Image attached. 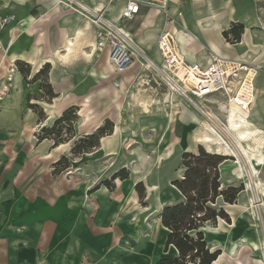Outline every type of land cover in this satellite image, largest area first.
<instances>
[{"label":"crops","instance_id":"obj_1","mask_svg":"<svg viewBox=\"0 0 264 264\" xmlns=\"http://www.w3.org/2000/svg\"><path fill=\"white\" fill-rule=\"evenodd\" d=\"M55 1L0 0V15H9L12 19L0 32V64L4 68L8 56L13 62L25 61L35 66L47 63L48 60H57L63 72L58 79L51 81L56 94L51 104L53 113L61 115L72 105L80 107V127L84 134L94 133L106 119L111 120L115 127L111 134L101 138L100 145L95 150L83 153L85 159H93L91 164L94 167L101 168L100 186L92 187L90 182H86L75 183L72 188L63 189L58 181L47 190L50 191L48 194H30L27 197L23 193V187L14 188L13 185L8 199L0 197V264H157L164 258L177 257L178 250L173 245L166 249L170 231L161 219V213L166 206L184 200L182 193L174 185L175 180L166 185L148 184L144 199L140 198L136 189L140 182L121 178H116L114 185H106L105 182L123 169H130L135 175H145L152 169H161L164 163L175 156L177 150H181L182 155L179 156L180 162L175 168V172H180L176 180L183 178L186 170L182 164L183 154L198 153L200 147L193 140V136L202 132L203 121H209L185 98L171 93L164 83L158 85L155 79L160 80V76L150 70L151 68L146 70L145 64L135 71L130 72L129 68L119 75L109 59L108 50L97 51L95 48L94 56H85L82 49L86 42L94 40L92 42L96 47L94 26L60 3V8H56ZM83 1L98 8H102L107 2ZM118 3L117 13H112L115 11L114 5L106 10L107 16L116 20L124 4ZM152 7L142 6L139 20L135 22L140 19L146 21L150 10H155ZM180 7H183L182 4ZM201 21L203 23L201 19L198 21L199 25H202ZM155 22L157 23L156 18ZM131 23L129 21V28L134 27ZM166 25L169 33L175 34V24L171 22ZM80 29L84 35L77 39L79 44L70 54H66V38H75ZM148 31L144 35L150 34L152 39V34L146 33ZM136 38L145 50V46L140 44V37ZM176 39L174 38L172 51L177 53V58L189 65L208 63L209 55L197 56L196 51H200L197 41L194 50L186 48L187 51L181 54ZM210 43L213 49L215 47L220 51V55L246 59L242 55L230 57L221 52L220 43L214 40ZM223 43L225 44L224 41ZM56 46L61 50L62 57L54 53L53 47ZM2 47L8 48L11 56L6 52L2 58L1 53L6 51ZM96 55H100L102 59V63L98 65L102 72L101 80L98 85L79 96L77 92L81 91L83 85L76 80L77 74L86 68L85 65L89 66ZM160 62L161 65L165 62L163 54ZM115 79L121 80L119 87L114 86ZM135 87H141L137 92L146 96L140 95L144 98L139 101L140 107L143 111L149 109V112H144L146 117L139 123L140 133L128 137L122 132L124 103L121 102L120 89L126 88L127 95ZM56 102L60 105L59 113L54 112ZM150 108L158 109L160 114L155 118L148 117ZM231 110L237 116L250 113L234 108ZM212 111L219 119L218 122L226 120L227 114L218 108L212 107ZM162 119L167 120L164 130L160 128ZM144 121L150 124L151 130H143ZM199 126L200 129L197 130ZM145 131H149L146 134L149 139H145ZM176 136H180L182 144H176L167 153L168 144ZM129 139H134L136 149H127ZM199 143L207 150L204 143ZM63 147L66 144L61 143L55 147L52 152L53 162L58 161L57 153ZM262 152L264 154V150ZM16 154L10 152L12 161L16 159L13 157ZM243 164L248 168L245 158H242ZM225 165L227 164L222 163L220 166L222 187L235 179L232 164L229 169L231 180H223L222 167ZM224 208L230 221L219 218L216 225L208 224L203 228L205 231L209 230L204 235L211 249L220 251L213 264H264V156L257 164L256 172H253L252 188L246 187L245 193L239 194L236 203L226 204Z\"/></svg>","mask_w":264,"mask_h":264},{"label":"rangeland","instance_id":"obj_2","mask_svg":"<svg viewBox=\"0 0 264 264\" xmlns=\"http://www.w3.org/2000/svg\"><path fill=\"white\" fill-rule=\"evenodd\" d=\"M100 1L103 2L104 0ZM115 3L113 4L114 6L116 5L115 11L112 13H117L119 8V3ZM181 4L183 7H180ZM166 11L167 14L162 16L160 14L155 17L158 23H156V28H147L143 30L139 36L134 37L137 43L139 41L136 37H140V44L145 46L147 57L153 61L154 59L157 61L159 60L158 62H154L157 66L161 67L160 61H162V52L160 51V41L162 36L169 32L166 24L171 22L175 24L177 30L184 31L195 37L196 40L192 43L191 47L192 50H194L195 42L197 41L200 47V51H196L197 56H208L213 51L217 53L220 52L215 49V47L214 49L212 48L210 43L212 40L216 41V43H220V50L226 55L230 57L237 55L244 56L249 62H253V64L259 66L255 100L249 116L254 125L264 129V0H170L166 7ZM214 15H216L215 19L212 18ZM168 16L171 18L170 21L167 20ZM201 19L203 23L201 21L202 25H199L198 21ZM91 24L94 26L96 34V27L92 22ZM234 28L241 32V37L238 42H233V40H231V38H233L231 31ZM145 31H148L146 33L152 34V39L150 34L147 36L144 35ZM225 32H229L228 35H226ZM172 35L175 39L176 37L178 38L176 41H179V50L182 51L184 47L181 46L180 48V44L182 45V43L179 40V36L174 33H172ZM92 39H95L94 36H92ZM223 41L230 43L233 47H227ZM2 48L6 49L4 47ZM153 49H155L153 52H148ZM90 50L91 48L85 49L87 52ZM6 52L10 55L8 48L3 53L6 54ZM140 59L143 62L137 61L134 66L129 69L130 72L144 66L141 63L145 64V69L148 68L145 59ZM19 62H23L24 65L19 64ZM101 63L102 59L100 55H96L89 66L85 65L86 68H83V70H88H82L77 74L76 80L83 85V88H81V91L79 90L80 92H77V95H84L89 89L99 84L102 72L98 65ZM6 65L7 69L4 71L0 64V197L8 199L11 194V186L13 185L14 188L23 187L25 191L23 190L24 192H22L25 196L27 195V197L30 194L40 196L48 194L50 191L47 190L51 189L58 181L60 182L58 185L63 189L72 188L75 183L86 182H90L93 185L92 187L100 186L102 183V174H100L101 168L94 167L95 165L91 164L93 159H85L83 153H73V148L79 139L86 136L80 127L82 121L80 107H78L76 112L77 116L69 123L71 128L69 129V127L65 126L62 129L61 136L58 137L52 134L46 135L44 132L45 128L58 129L59 127L56 121L62 115H55L53 113L51 104L54 98L52 99L47 95V84H51L54 91L51 81L58 79L63 72V69L58 66V61L43 63L40 66L31 65L25 61H14L12 65L7 62ZM40 71L42 72L40 73ZM138 88L135 87L130 89L127 95L126 88L120 89L122 92L121 102L124 103L122 111V120L124 123L122 132L123 135H127L128 137L140 133L139 123L146 117L144 112H147V110L145 109L143 111V108L139 105V101L144 99V94L138 93ZM141 94L143 96H140ZM150 109L151 111L148 113V117L155 118L160 114L158 109ZM166 121L165 119L160 121V128L162 130L165 128L164 125ZM224 122L219 121V124L218 121H216L218 125H223ZM149 125L147 121H144L143 130H151L152 127ZM199 129L200 126L197 130ZM148 132L149 131L144 132L145 139H149V137L146 136ZM42 136L47 137L42 138ZM176 139L180 140L181 138L180 136H176L173 142ZM58 140H67L63 143L66 144V147H63V149L57 153L58 160L67 157L70 162L68 168L62 169L59 172L58 169L54 167L55 162H53L54 157H52V152L56 147L55 143ZM133 142L134 139H129L127 149H136L137 145ZM173 142L168 144L166 151L172 147ZM177 143L181 144L180 141ZM196 144L206 149V147L200 145L199 142ZM212 149H216L215 145H212ZM262 149L264 150V148ZM10 152L17 153L13 155V157L16 158L13 161L11 160L12 156ZM181 153V150H177L175 156L164 163L161 169H152L149 174L135 175L130 169H127L128 177L125 179H129L130 182H143L146 193V186L148 184L161 183L162 185H166L170 183L171 180H176L180 176V172L178 170L175 172V168L180 162L179 156L182 155ZM232 158L233 159L227 158L223 162L227 165L222 167V174L224 181L231 180L229 169L233 164L232 169L235 179L224 184L223 189L229 186L240 187L243 185L240 194H244L247 181L245 184V179L238 178L234 163L235 158ZM101 164H103V162ZM245 166L246 165L243 164L246 179L248 180V168ZM114 182L115 179L112 176L110 178V183L114 185ZM248 197L247 195V198ZM203 231L209 232L207 229Z\"/></svg>","mask_w":264,"mask_h":264},{"label":"built area","instance_id":"obj_3","mask_svg":"<svg viewBox=\"0 0 264 264\" xmlns=\"http://www.w3.org/2000/svg\"><path fill=\"white\" fill-rule=\"evenodd\" d=\"M60 4L70 12L81 15L96 27L97 51L108 50L109 59L117 74L121 75L130 68L137 58H144L146 66L160 76L158 85L165 84L171 93L185 98L199 113L212 124L213 130H219L212 107L218 108L224 114L236 109L244 113L251 110L255 100V81L259 72L257 65L244 58H229L216 52H211L208 63L189 65L172 55L174 38L166 34L165 47L160 50L165 62L160 66L147 57L146 51L134 40L125 28V22L132 19L141 6L159 7L160 12L167 14L169 0H107L102 7L91 6L83 0H59ZM115 2H123L118 20L106 14ZM102 9V10H100ZM9 15H0V32L11 23ZM171 20V18H167ZM125 21V22H123ZM148 59L151 61L148 62ZM121 85L120 79L114 80V86ZM216 120V121H215Z\"/></svg>","mask_w":264,"mask_h":264},{"label":"trees","instance_id":"obj_4","mask_svg":"<svg viewBox=\"0 0 264 264\" xmlns=\"http://www.w3.org/2000/svg\"><path fill=\"white\" fill-rule=\"evenodd\" d=\"M229 32H225L228 35ZM233 42H238L241 32L234 28L231 31ZM19 64L24 65L23 62ZM42 71H40L41 73ZM37 77V76H36ZM50 98H55L51 84H47ZM78 106H72L66 109L60 118L56 121L59 127L45 128L46 135L52 134L61 136L62 129L67 126L71 128V120L77 116ZM106 123L92 134H86L79 139L73 148L74 154H82L97 148L100 145V139L113 131L114 124L106 119ZM66 124V125H65ZM56 126V125H55ZM47 136H42L46 138ZM67 140H58L55 145H60ZM227 157L208 152L203 146L199 148L197 154L186 152L183 154L182 164L185 167L183 178L175 180L174 185L182 193L184 200L166 206L161 219L165 227L170 231L166 243V249L173 245L178 250V256L174 258H164L157 264H213L220 255V251H213L207 243L203 228L208 224L216 225L219 218L230 221L229 214L224 208V204H234L243 189L232 187L223 189L221 184V164ZM70 166L67 157L58 160L54 167L58 172ZM114 179H125L128 172L123 169L116 173ZM106 185L110 181L105 182ZM136 189L141 199L145 198L146 192L142 182L138 183Z\"/></svg>","mask_w":264,"mask_h":264},{"label":"bare ground","instance_id":"obj_5","mask_svg":"<svg viewBox=\"0 0 264 264\" xmlns=\"http://www.w3.org/2000/svg\"><path fill=\"white\" fill-rule=\"evenodd\" d=\"M59 3H60L59 0L55 1L56 8H60ZM152 8H155V10H150L146 21L144 19L143 20L140 19L139 22H135L136 20H139L138 18L140 17L141 8L138 10L137 14L132 19L128 20V22L125 25V28L130 33V36H132L134 38L135 36H139L143 30L156 26V22H155L154 17L159 16L161 14V12H160L159 7H152ZM100 10H102V9H100ZM215 17H216V15L212 16L213 19ZM129 21L132 22L131 24L134 26L133 28L128 27ZM89 26H90V24H89ZM87 28H89V27H87ZM174 32H175V34H177V36H179V40L182 43L181 46L184 47V49L182 51H180V53L182 54L183 52H186L187 51L186 48H188L189 50H192L191 46H192V43L196 40L195 37L193 35H189L188 33L184 32V31H179L177 29H175ZM168 34H169V36L171 35L170 33H168ZM82 35H84V32L82 29H80L77 32V35L75 38L74 37L73 38L72 37L66 38V46L64 49L67 51L66 54H70L73 51L74 47H77V45L79 44L78 42H80V41H77V39L80 38ZM165 44H166V34H164L162 36V39L160 41V45L165 47ZM225 45L228 47H232V45L228 42H225ZM181 46H180V48H181ZM84 48H91L90 53H87L86 51H84ZM95 48H96L95 43L90 40V41L85 43V46L83 47L82 52L85 56L91 58L95 54ZM170 49H171V51L173 50L171 47H170ZM53 51L56 54V56L57 55L61 56V57L63 56L61 53V50L57 46L55 48L53 47ZM146 52H147V50H146ZM167 54H168V57L171 58L173 56H176L177 53L175 54V51H172V55H170V51H167ZM1 55H2L1 57L3 58V56L5 54L1 53ZM49 57L52 58L51 56H49ZM65 57H66V55H65ZM65 57H63V59ZM52 61H54V60L53 59L48 60L47 62H52ZM137 61L143 62V61H141L140 58H137L136 62ZM150 61L151 60L148 59V62H150ZM7 62L11 63V65H12L13 59L8 56ZM6 64H4V68H3L4 71L7 69ZM41 64L39 63L38 66H40ZM134 64L130 68H132L134 66ZM141 64L144 65L143 63H141ZM59 110H60V105L58 104V102H56V104L54 105V112L59 113ZM146 110L148 112V109H146ZM218 123H217V125H218ZM202 126H203L202 132L194 135L193 140L195 142L204 143L207 146V150L209 152H215L216 154H220V155L227 156V157H234L235 158L234 163H235V166L237 169L238 178L239 179H245V182L247 181V187H249L251 189L253 186V172H256L257 164L259 163V161L264 156V154L262 152V150H263L262 148H264V129L254 125V123L250 120L248 114L246 116H237L236 112L234 110L228 111L227 116H226V121L223 123V125H218V127L221 128L222 133L219 132L218 130H213L212 124H210L207 121H203ZM179 141L182 144V142H183L182 139H180V140L176 139V140H174L172 147H170L166 152L170 153L171 149L176 144H178L177 142H179ZM212 145H215V147H216V149H214V151L212 149ZM242 158H245L247 163H248V178H249L248 180L246 179V175H245V172L243 169Z\"/></svg>","mask_w":264,"mask_h":264},{"label":"water","instance_id":"obj_6","mask_svg":"<svg viewBox=\"0 0 264 264\" xmlns=\"http://www.w3.org/2000/svg\"><path fill=\"white\" fill-rule=\"evenodd\" d=\"M223 188V187H222Z\"/></svg>","mask_w":264,"mask_h":264}]
</instances>
